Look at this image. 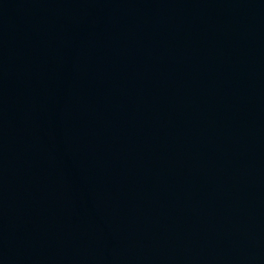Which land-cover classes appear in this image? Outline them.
I'll return each mask as SVG.
<instances>
[{"label":"water","instance_id":"95a60500","mask_svg":"<svg viewBox=\"0 0 264 264\" xmlns=\"http://www.w3.org/2000/svg\"><path fill=\"white\" fill-rule=\"evenodd\" d=\"M0 264H264V0H0Z\"/></svg>","mask_w":264,"mask_h":264}]
</instances>
